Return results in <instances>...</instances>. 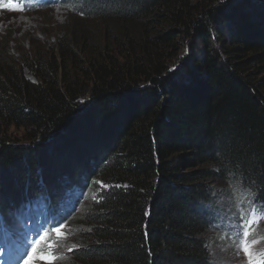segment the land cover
<instances>
[{
	"label": "trees",
	"instance_id": "1",
	"mask_svg": "<svg viewBox=\"0 0 264 264\" xmlns=\"http://www.w3.org/2000/svg\"><path fill=\"white\" fill-rule=\"evenodd\" d=\"M61 2L111 34L0 56V215L70 207L57 264H212L218 184L264 205V0Z\"/></svg>",
	"mask_w": 264,
	"mask_h": 264
},
{
	"label": "rangeland",
	"instance_id": "2",
	"mask_svg": "<svg viewBox=\"0 0 264 264\" xmlns=\"http://www.w3.org/2000/svg\"><path fill=\"white\" fill-rule=\"evenodd\" d=\"M20 1L16 5L11 0H0V56H9L15 62L21 55L25 56L31 50L55 48L58 38L62 36H66L75 42H80V38L87 37L89 41H92L91 46L87 48L90 57H92L94 52L103 50L104 42L111 34L110 25L107 22L89 20L86 23H79L77 19L79 16L73 6L65 5L61 0L54 4H49L45 0L31 6L23 5ZM113 31L112 34L114 33L115 37L121 38L124 34L122 29L117 31L113 29ZM83 33H85L84 36L79 37ZM112 45L115 46L113 41ZM189 53V44L185 43L183 55L189 56ZM25 73L28 77L33 78L30 71L25 70ZM14 137L15 139L20 138L16 132ZM95 183L88 190H83L81 194H77L80 202L83 201L82 206L96 195L97 189H100L104 181L99 179ZM218 185L226 189L227 197L223 198L222 205L216 214L218 219L212 223L208 233L212 264H245L243 254H237L242 231L239 225L241 216L246 219L245 223L250 218L253 197L251 195V198L246 199L250 195L238 189L239 183L237 187L232 181ZM22 215H25L26 222L30 220L25 211ZM22 215L21 218L24 219ZM69 219L68 217L67 223L62 229L64 237L68 236ZM255 219L257 223L252 228L254 238H264V216L257 215ZM8 220L9 218H7ZM35 223L38 224L39 220ZM40 231L31 235L33 227L28 224L25 229L22 228V237L31 239L40 234ZM63 241L65 240L63 239ZM21 247L23 246L19 245V248ZM261 247L264 248V244H261ZM16 253L17 250L13 248L7 250L6 256L10 261L3 257V264H20L12 260V256H16Z\"/></svg>",
	"mask_w": 264,
	"mask_h": 264
},
{
	"label": "snow or ice",
	"instance_id": "3",
	"mask_svg": "<svg viewBox=\"0 0 264 264\" xmlns=\"http://www.w3.org/2000/svg\"><path fill=\"white\" fill-rule=\"evenodd\" d=\"M119 187V185H117ZM251 198V194L249 197ZM253 207L250 209V218L245 223V218L240 217L241 233L237 254H243L245 264H264V238H254L253 226L257 223V215L264 216V205L256 204L252 201ZM75 209H73L74 211ZM150 208L145 215H150ZM63 219H66L64 217ZM63 224H57L50 229H42L36 239H29L27 248L17 249L16 258L20 264H57L60 257L57 255L60 242L65 239L63 233ZM145 236L147 233L145 232ZM2 252V250H0Z\"/></svg>",
	"mask_w": 264,
	"mask_h": 264
},
{
	"label": "bare ground",
	"instance_id": "4",
	"mask_svg": "<svg viewBox=\"0 0 264 264\" xmlns=\"http://www.w3.org/2000/svg\"><path fill=\"white\" fill-rule=\"evenodd\" d=\"M20 2L23 5L29 6V0H21ZM26 214H27V216L29 217L30 220L26 222L24 216H23L24 219H22V218L20 219V222L22 223V225L19 228L21 234H22V228L25 229L28 224L33 227V233L31 235L36 234L38 231H40L41 229H43V227L40 224V218H41V216H39V212L37 210L33 211L32 213H26ZM38 220H39V223L36 224L35 222L38 221ZM6 251L7 250H5V251L3 250L2 251L3 253L0 254V264H3V262H2V260H3L2 258L3 257H6L7 258ZM7 259H9V258H7ZM9 261H10V259H9Z\"/></svg>",
	"mask_w": 264,
	"mask_h": 264
}]
</instances>
